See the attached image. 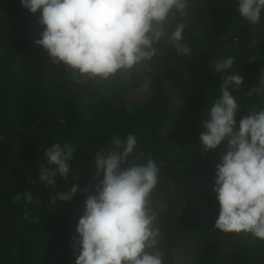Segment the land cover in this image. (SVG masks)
Masks as SVG:
<instances>
[{"label": "trees", "instance_id": "16d2710c", "mask_svg": "<svg viewBox=\"0 0 264 264\" xmlns=\"http://www.w3.org/2000/svg\"><path fill=\"white\" fill-rule=\"evenodd\" d=\"M38 17L19 0H0V264H74L71 245L86 196L55 205L53 197L71 183L94 185L95 152L128 134L137 138L129 160L152 158L160 169L150 200L164 264H264V241L214 227L212 180L225 145L203 153L198 142L203 115L221 94L224 74L213 66L222 58L233 57V70L244 77L232 90L237 119L264 107V95H248L264 68V15L253 26L234 0H191L187 15L170 16L167 26L170 36L187 22L190 56L178 55L166 36L152 61L88 84H77L35 44L43 30ZM58 141L76 148L73 175L45 187L39 166ZM25 189L33 192L31 204L14 200Z\"/></svg>", "mask_w": 264, "mask_h": 264}, {"label": "clouds", "instance_id": "9594fccd", "mask_svg": "<svg viewBox=\"0 0 264 264\" xmlns=\"http://www.w3.org/2000/svg\"><path fill=\"white\" fill-rule=\"evenodd\" d=\"M31 14L39 12L42 26L35 40L57 65H63L77 84L106 81L152 61L158 45L168 36L170 16L184 17L191 0H19ZM240 17L255 26L262 23L264 0H234ZM187 22L176 23L169 41L178 55L190 56L184 43ZM254 61L255 58L253 57ZM234 58L213 66L224 74L220 95L206 110L198 134L200 151L208 153L225 145L215 165L212 192L218 202L214 227L224 233L244 232L264 241V107L249 110L237 119L241 106L232 94L244 83L233 70ZM264 95V68L248 95ZM137 145L134 134L113 136L96 151L91 187L77 183L53 197L70 201L84 194V210L75 228L71 247L74 264H164L158 247V211L151 207V194L159 183L160 169L152 158L145 163L129 160ZM76 148L55 142L45 148L38 179L55 188L57 178L73 175ZM75 176V174H74ZM31 204L33 192L25 189L14 200ZM25 215V219H27ZM36 222L38 218H34Z\"/></svg>", "mask_w": 264, "mask_h": 264}]
</instances>
